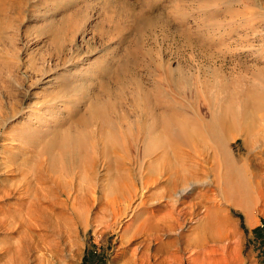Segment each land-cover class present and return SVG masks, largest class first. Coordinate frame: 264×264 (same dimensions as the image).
I'll return each mask as SVG.
<instances>
[{
  "label": "rangeland",
  "instance_id": "1",
  "mask_svg": "<svg viewBox=\"0 0 264 264\" xmlns=\"http://www.w3.org/2000/svg\"><path fill=\"white\" fill-rule=\"evenodd\" d=\"M8 72L15 84L8 81ZM9 93L18 112L12 118L9 109L1 114L0 195L9 194L1 195L0 217L21 203L17 198H26L18 188L31 179L29 171L24 174L33 162L51 163L41 172L55 180L49 181L48 200L42 204L47 205L45 221L51 223L38 222L30 229L41 244L23 261L15 248L18 225L12 229L0 220L5 225L0 224V264H264L258 227L264 222V0H0V100L5 105L13 102ZM71 95L79 97L76 113L101 124L100 131L97 125L92 128L95 176L85 170L93 153L88 137L83 158L72 151L40 153L50 135L66 127L61 117L68 116V103L60 99ZM24 110L51 127L35 122L34 132L22 134L19 113ZM222 119L230 128L227 138L221 136ZM155 121L193 129L206 142L199 141V150L211 154L212 145L235 158L222 162L209 157L194 173L191 182L197 184L174 210L200 200L197 214H183L172 229L165 219L175 211L165 206L164 189L175 169L170 170V157L159 162L165 173L156 174L155 183L154 175L152 182L137 178L143 149L174 144L155 134ZM45 129L48 137L40 138ZM153 159L142 162L144 174ZM130 183L128 193L125 185ZM121 193L123 203L120 199L114 209L110 202ZM231 196L241 199V205H232ZM206 212L225 215L234 235L223 240L232 250L208 251L203 260L198 253L190 255L195 249L189 250L187 241L200 230ZM146 220L158 227L131 237Z\"/></svg>",
  "mask_w": 264,
  "mask_h": 264
},
{
  "label": "bare ground",
  "instance_id": "2",
  "mask_svg": "<svg viewBox=\"0 0 264 264\" xmlns=\"http://www.w3.org/2000/svg\"><path fill=\"white\" fill-rule=\"evenodd\" d=\"M209 3V2H208ZM207 4V3H206ZM210 4V3H209ZM207 7V6H206ZM209 12V11H208ZM235 17V16H234ZM248 19H251L249 17H247ZM245 21V20H244ZM240 22V21H239ZM247 21H245L246 23ZM249 23H252V21H250ZM253 25V24H252ZM251 25V26H252ZM256 25V24H255ZM238 26V25H236ZM248 26V25H247ZM244 27V26H243ZM249 27V26H248ZM253 27V26H252ZM251 27V28H252ZM228 28V27H227ZM240 28V27H239ZM254 28L256 29V27L254 26ZM223 29V28H222ZM247 29V27L245 28ZM240 30V29H239ZM251 32H252V29H251ZM250 33V32H248ZM245 32V36H247L246 34H248ZM251 34V37L255 34L254 32L250 33ZM12 70V69H11ZM15 73V76H16V72ZM11 72H8V75H7V78H8V81H10L12 84H15V78L14 77V74H13V77L10 75ZM7 81V82H8ZM52 81V80H51ZM3 84V83H2ZM9 84V83H8ZM64 84V83H63ZM5 86H2L3 89H5L6 87V84L4 83ZM61 89L64 91H66V86L64 84L61 85ZM14 87V86H13ZM12 88V87H11ZM76 90V89H75ZM78 92V91H77ZM66 93V92H65ZM75 93V92H74ZM12 93H9L8 96L9 98L13 101V102H9L8 105H5L4 103L1 102L0 100V120L2 119L3 116H1L2 113L5 112L6 114V109H9L8 110V113L10 112V116L12 118L13 114H15V111L18 112V110H16V101L14 99V97L12 98L11 96ZM53 93H49L48 94V97H52L53 95H51ZM47 95V94H46ZM58 96V95H57ZM8 98V97H7ZM61 98V96L59 97ZM79 98V97H78ZM78 98H75L74 96H70V97H64L60 100L62 101H65V104L68 103V107L65 105L64 107L68 108V111H67V114L68 116H62L61 117V122L64 124L65 122L67 123L66 127L65 124L63 125L64 128L61 127L60 125V129L59 131L57 132H54L50 135V137L48 138L47 141H45L42 145H41V148H40V153L41 154H44V152H47L48 154L53 150V151H57L59 153H65L66 151H72L73 153H75V155L78 157V158H83V154L85 152H83L84 150V147H83V142L84 140L88 138L91 139V142L89 143L93 149V153H92V158L90 160V162L88 163V168H85V170L91 174V176H95L96 173H97V168H96V157H95V152H96V147H95V137L93 136V132L94 130L92 129L93 127H95L97 125V128L98 130H102L101 128V124L99 122L96 121L93 122V119L94 118H86L85 114L84 113H76V104L78 101ZM51 99V98H50ZM55 100L56 97H54ZM53 100V99H52ZM54 100V101H55ZM51 101V100H50ZM61 102V101H59ZM51 103V102H50ZM57 103V102H56ZM64 103V102H63ZM46 104V103H45ZM54 104V103H53ZM61 104V103H60ZM55 105V104H54ZM53 106V105H52ZM62 106V105H61ZM47 107V106H46ZM31 108V107H30ZM53 108V107H52ZM60 108V107H58ZM6 110V111H3V110ZM49 109V108H48ZM22 110V109H21ZM58 110V109H57ZM67 110V109H66ZM3 111V112H2ZM37 111V110H36ZM52 111V110H51ZM50 111V112H51ZM54 112V111H53ZM8 113H7V116H8ZM25 113V114H24ZM45 113V112H44ZM24 114V116H23ZM19 115L21 117H23V122H21V124H23V127H22V134H31L32 132H34V130L31 126L32 123H42V125H45L44 128H48V126H50L51 124L47 122V124L43 123L44 120L41 121L40 118H37L34 114V112L32 110H24L22 111L21 113H19ZM6 116V115H5ZM17 116V115H16ZM60 117V115H59ZM9 118V117H8ZM10 118V119H11ZM54 119V118H53ZM52 120V119H51ZM2 121V120H1ZM9 121V120H8ZM58 121V120H57ZM56 120H52V123L55 124L57 123ZM45 122V121H44ZM60 122V121H59ZM226 121L224 119H222L220 121V125H221V129H222V133H221V136L222 138H227L229 135H230V128L227 127L226 125ZM6 124V123H5ZM52 124V125H53ZM60 124V123H59ZM58 124V125H59ZM178 124V123H177ZM22 126V125H21ZM20 126V127H21ZM179 126L178 128H175L176 127V123H159V122H153V129H154V132L155 134L158 136V137H165V138H168L169 141L173 142L174 144L173 145H169V146H166L163 142L162 143H157V145H153L147 149H143L141 152H140V158L137 159V162L139 164L138 166V174H137V178H139V180H146L148 179L149 181L152 179V175H154V183L157 179L156 177V174L159 176L163 173H165V170L162 171L160 169V165H159V162L162 161L163 159L166 158V155L169 156L170 158H172L174 161H170V158H167V162H168V165L170 166V170L171 167H175L174 170L171 171L168 179L164 182V189H165V200H166V204L165 206H168L170 207L171 209H175V207L179 204H183L185 198L190 194L193 186L195 185L196 182H191L193 180V176L195 175L194 173H196L198 170L200 169H203V165H205L207 163V161L209 160V157H212L210 159H215L216 157L218 159H220L222 162H225L227 160H229L231 158V160L234 161V156L232 154H230L229 152H226V151H217L216 148L212 145H209L208 149L212 150V153L211 154H208L205 152H203V149L202 150H199L201 147H198L197 148V144L201 145V144H206V142H203L204 140H199V135L197 137L196 136V131H194L193 129H190L186 126H183V125H177ZM4 127V126H3ZM12 127V126H11ZM36 127V126H35ZM33 127V128H35ZM51 127V126H50ZM53 127V126H52ZM56 127V126H55ZM15 128V127H14ZM8 129V128H7ZM17 129V128H16ZM51 129V128H50ZM54 129V128H53ZM62 129V130H61ZM84 129V130H83ZM86 129V130H85ZM6 130V129H5ZM46 130L45 129V132L42 133L41 135L38 134V137L40 135V138H42L45 134H46ZM57 130V129H56ZM203 131V130H202ZM206 133V136L208 134V130H205ZM18 134V133H17ZM205 135V134H204ZM47 134L45 135V138H46ZM154 136V135H153ZM36 137V136H35ZM48 137V136H47ZM200 137L201 134H200ZM19 138V137H18ZM11 139V138H10ZM16 139V137H15ZM167 140V139H166ZM38 141V140H37ZM161 141V139H160ZM163 141V139H162ZM196 141V143H195ZM198 141V142H197ZM203 142L200 144V142ZM158 142H159V139H158ZM170 142V143H171ZM83 144V145H82ZM17 146V145H16ZM130 146V145H129ZM153 147V148H152ZM19 149V148H18ZM86 149V148H85ZM100 150V149H99ZM18 151V150H17ZM39 151V149H37V152ZM209 151V150H208ZM80 153H81V156H80ZM12 154V153H11ZM86 154V153H85ZM74 155V154H73ZM173 155V156H172ZM126 156V155H125ZM172 156V157H171ZM230 157V158H229ZM133 158V157H132ZM145 158H154L153 160H151L152 162H150V166H148L149 168L147 169L148 170V176L147 174H144V171L142 169V166H143V163L145 162L144 159ZM81 160V159H80ZM106 162L108 163V159L105 158ZM144 161V162H143ZM146 161H149L146 160ZM105 162V161H104ZM143 162V163H142ZM171 162V164H170ZM46 163V165H45ZM161 163V162H160ZM165 163V162H164ZM173 163V164H172ZM158 166H157V165ZM11 165V164H10ZM34 167H29L28 170H27V174L25 172L24 176L28 175V171H29V174H30V180L27 179H22L24 178V176L21 178L22 180H25L24 183L23 181L20 183V187L18 188V190H22L23 194L26 196V198L24 199V196L20 195L21 198H17L21 203L20 204H16V208H9L7 212H5L3 215H1L0 217V220H1V223L5 224H9L12 229L14 226V224L18 225V228L19 230L16 229L17 231V234L19 233L18 235V239L16 240V249H18L19 253L22 254V257L21 258V261H23V258L26 257V254L28 255V252L29 251H32V249L38 247V244L40 243L41 240H39V243H37L35 240V238L33 239V236L32 234L34 233H31L30 229H33L35 228V226H37L38 222L40 224V222H44L45 220H48V219H45L46 217V211H45V207H47V205H42L46 202L47 197H48V192L50 191L51 187H49V181L53 180L52 179V176L46 171L48 170L49 166L51 165V163H47L45 161H42L39 162V163H36V162H33L32 164ZM123 165V164H121ZM156 165V166H155ZM12 166V165H11ZM102 166V165H101ZM155 167L154 169L152 167ZM164 166V165H163ZM167 166V165H166ZM162 167V165H161ZM8 168V167H7ZM45 168L46 170L44 171V173H47V175H45L44 173L41 172V170ZM147 168V167H146ZM153 171H152V169ZM164 169V167H163ZM168 169V168H167ZM207 169V168H206ZM7 170V169H6ZM121 170V169H120ZM151 170V171H150ZM208 170V169H207ZM15 171V170H14ZM20 171V170H19ZM26 171V170H25ZM80 171V170H79ZM100 171V170H99ZM206 171V170H205ZM10 172V171H9ZM75 172V171H74ZM81 172H84V170H81ZM203 172V170H202ZM19 173V172H18ZM40 173V174H38ZM64 173V172H63ZM199 173V172H198ZM64 175V174H63ZM100 175V174H99ZM200 175V174H199ZM46 176V177H45ZM75 176V175H74ZM82 176V175H81ZM10 177V176H9ZM27 177V176H26ZM55 177V176H54ZM63 177V176H62ZM101 177V176H100ZM166 177V178H167ZM198 177V176H197ZM196 177V178H197ZM146 178V179H145ZM151 178V179H150ZM195 178V176H194ZM199 178V177H198ZM13 179V178H11ZM20 179V180H21ZM34 181H33V180ZM66 179V178H64ZM96 179V178H95ZM19 180V179H17ZM55 180V179H54ZM53 180V181H54ZM58 180V179H57ZM76 180V179H75ZM94 180V179H93ZM92 180V181H93ZM153 180V179H152ZM151 180V182H152ZM201 180V179H200ZM12 181V180H11ZM33 181V182H32ZM59 181V180H58ZM57 181V183H58ZM62 181V180H61ZM81 181V180H79ZM14 182V180H13ZM19 182V181H18ZM17 182V183H18ZM71 182V181H70ZM143 182V181H142ZM145 182V181H144ZM16 183V184H17ZM23 183V184H22ZM32 183H33V186H32ZM72 183V182H71ZM12 184V183H11ZM53 184V183H51ZM81 184V183H80ZM197 184V183H196ZM58 185V184H57ZM60 185V184H59ZM58 185V186H59ZM64 185V184H63ZM62 185V186H63ZM200 185V184H199ZM197 185V186H199ZM261 185V184H260ZM16 186V185H15ZM52 186V185H51ZM56 186V185H55ZM96 186V185H95ZM205 186V185H204ZM4 187V186H3ZM6 187V186H5ZM78 187V186H77ZM81 187V186H80ZM93 187V186H92ZM104 187V186H103ZM131 183L130 184H126L125 185V189L128 193H130L131 191ZM195 187V186H194ZM245 188V187H244ZM13 189H16V188H13ZM61 189V188H60ZM59 189V190H60ZM91 189V188H90ZM99 189V187H98ZM97 189V190H98ZM101 189V188H100ZM207 189V187H206ZM4 190V189H3ZM12 190V189H11ZM81 190V189H79ZM89 190V189H88ZM93 190V189H92ZM136 190V189H134ZM236 190V189H235ZM263 190V189H262ZM9 191V190H8ZM7 190H5V193H7V195L9 194ZM85 191H87L85 189ZM125 191V192H126ZM193 191V190H192ZM205 191V190H204ZM211 191V190H210ZM33 192V193H32ZM92 192H95V189L94 191ZM91 192V193H92ZM119 192V191H118ZM117 192V193H118ZM122 192V191H121ZM230 192V191H229ZM4 193V192H3ZM2 193V194H3ZM4 193V194H5ZM12 193V192H11ZM14 193V192H13ZM53 193V192H52ZM1 194V195H2ZM3 194V195H4ZM18 194V193H17ZM69 194V193H68ZM94 194V193H93ZM236 194V193H235ZM259 194V193H257ZM1 195H0V198H1ZM2 195V197H3ZM13 195V194H12ZM53 195V194H52ZM134 195V194H133ZM216 195V194H215ZM238 195V194H237ZM250 195V194H249ZM5 196V195H4ZM11 196V195H10ZM50 196V195H49ZM58 196V195H57ZM78 196V195H77ZM94 196V195H93ZM92 196V197H93ZM126 196V194H125ZM132 196V195H131ZM141 196V195H140ZM163 196V195H162ZM201 195H199L200 197ZM243 196V195H242ZM241 196V197H242ZM248 196V194H247ZM260 196V195H259ZM264 196V195H263ZM14 197V196H13ZM16 197V196H15ZM71 197V195H70ZM81 197V195H80ZM123 197L122 193L121 194H118L117 197H115L116 199H112L110 204L111 207L114 208V206H118V209H119V205L120 204V199ZM135 197V196H134ZM190 197V196H189ZM204 197V196H203ZM245 197V196H244ZM225 198V196L223 197ZM240 198V197H239ZM262 198V197H261ZM2 199V198H1ZM53 199V198H52ZM51 199V200H52ZM67 199V198H66ZM83 199V198H82ZM189 199V198H188ZM227 199V198H226ZM77 200V199H76ZM109 200V199H108ZM215 200V199H214ZM229 202H231L232 205H241L242 201L241 199H238V197L236 196H231V198H228ZM256 200V199H255ZM81 201V200H80ZM200 200H198V202H194V203H189L187 204L188 206L186 208H183L182 210H174L175 212H171L174 214L175 213V216L171 213V215L173 216H170L172 217L171 219H165V221L169 224L168 228L169 229H172L171 225H173L172 223H174L176 220H179L180 217H182L183 214H192L193 216H195L197 213L195 211V208L197 207V204L199 203ZM16 202V201H15ZM99 202V201H98ZM105 202V201H104ZM121 202H122V199H121ZM190 202V201H189ZM258 202V201H257ZM59 203V202H57ZM71 203V202H70ZM74 203V202H73ZM78 203V202H77ZM123 203V202H122ZM202 203V202H201ZM261 203V202H260ZM106 204V203H104ZM14 205V204H13ZM74 205V204H73ZM82 205V204H81ZM102 205V204H101ZM108 205V204H107ZM186 205V204H185ZM204 205V204H202ZM51 206V205H50ZM55 206V205H54ZM53 206V207H54ZM57 206V205H56ZM139 206V205H138ZM2 207V206H0ZM10 207V206H8ZM13 207V206H12ZM15 207V206H14ZM62 207V206H61ZM74 207V206H73ZM76 207V206H75ZM179 207V206H178ZM177 207V208H178ZM185 207V206H183ZM210 207V206H209ZM104 208V206H103ZM206 208V207H205ZM208 208V207H207ZM67 209V208H66ZM74 209V208H73ZM79 209V208H77ZM111 209V208H110ZM115 209V208H114ZM117 209V207H116ZM11 210V211H10ZM88 210V209H87ZM197 210V209H196ZM50 211V210H49ZM69 212V211H68ZM80 212V211H79ZM87 213V212H86ZM99 213V212H98ZM116 213V211H115ZM201 213V212H200ZM222 213V212H221ZM106 214V213H105ZM120 214V213H119ZM205 215L203 216V218H201V222H202V225L200 226V230H196V232H193L190 236V238H188V241H187V246L189 247V250H192V249H195L193 252H191L190 255L194 254L195 255L198 253L199 255L203 257H206V260H207V253L208 251L210 252L211 251V254L214 253L213 251L217 249H223L224 247V251L227 250L226 248H230V243H226L225 244V241L223 240H227L229 239L230 237H232L234 234H233V228L231 227V223L230 221L226 218L225 215H219V216H215V217H212L211 216V212H206L204 213ZM170 215V214H169ZM52 216V215H51ZM102 216V215H101ZM48 217V216H47ZM46 217V218H47ZM65 217V216H64ZM17 221H14L16 220ZM98 218V217H97ZM60 219V218H59ZM86 221V219H84ZM101 220V218H100ZM109 220V219H108ZM164 220V219H163ZM162 220V221H163ZM53 221V220H52ZM103 221V220H102ZM163 221V223L165 222ZM49 223L48 221H45V223ZM105 222V221H104ZM178 222V221H177ZM0 223V224H1ZM51 223V222H50ZM63 223V222H62ZM1 224V226L3 225ZM64 224V223H63ZM42 225V224H41ZM165 225V224H164ZM162 225V226H164ZM5 226V225H4ZM2 226V228L4 227ZM47 225L44 224V227H46ZM65 226V225H64ZM155 227L157 228L158 225H154L153 223H150L146 220V222L144 223V225H142V227L138 228L136 231L133 232V234L131 235V237L135 236L136 234H139V233H143V234H149V231L150 229H153L152 227ZM161 226V225H160ZM10 227V228H11ZM21 230H20V228ZM165 227V226H164ZM1 228V227H0ZM38 228V227H37ZM47 228V227H46ZM61 228V227H60ZM72 228H73V225H72ZM40 229V228H39ZM52 229V227H51ZM63 229V228H62ZM8 230V229H7ZM105 230V229H104ZM45 231L47 230H44V233ZM1 232V231H0ZM54 232V231H53ZM158 232V230H157ZM43 233V232H41ZM5 234V233H4ZM50 234V233H49ZM56 234V233H55ZM59 234V233H58ZM153 234V233H152ZM157 234V233H156ZM13 235V234H12ZM42 237L40 235H38L39 237H41L40 239H42V243H43V246H45L46 244L44 243L46 241V239L44 240V237L45 235L41 234ZM46 235L47 232H46ZM60 235V234H59ZM37 236V235H36ZM57 236V235H56ZM66 236V235H65ZM55 237V236H54ZM68 237V236H67ZM14 238V237H13ZM17 238V237H16ZM38 238V237H37ZM46 238V237H45ZM52 238V237H51ZM61 238V237H60ZM56 239V238H55ZM209 239H211V242L209 244L213 245V246H209L208 242H209ZM5 240V239H4ZM37 240V239H36ZM58 240V239H57ZM9 241V240H8ZM38 241V240H37ZM69 241V239H68ZM212 241L214 242V244L212 243ZM229 241V240H228ZM15 242V241H14ZM47 242V241H46ZM49 242V241H48ZM60 242V241H59ZM58 242V243H59ZM63 243V242H62ZM65 243V242H64ZM63 243V244H64ZM11 244V243H10ZM14 244V243H13ZM41 244V243H40ZM48 244V243H47ZM54 244V243H53ZM166 244V243H165ZM225 244V245H224ZM186 246V247H187ZM59 247V246H58ZM162 247V246H161ZM210 247V248H209ZM39 248V247H38ZM46 248V246H45ZM233 248V247H232ZM42 249V248H41ZM49 249V248H48ZM231 249V248H230ZM229 249V250H230ZM234 249V248H233ZM4 250V249H3ZM8 250V249H7ZM188 250V251H189ZM222 250V251H223ZM232 250V249H231ZM60 251V250H59ZM62 251V250H61ZM6 252V251H4ZM12 252V251H10ZM16 254L18 253L17 251H15ZM52 252V251H51ZM55 252V251H54ZM172 252V251H171ZM218 252V251H217ZM216 252V253H217ZM227 252V251H226ZM232 252V251H231ZM13 253V252H12ZM11 253V254H12ZM215 253V254H216ZM14 254V253H13ZM63 254V253H62ZM210 254V256H211ZM229 254V253H228ZM9 255V254H8ZM15 255V254H14ZM19 255V254H18ZM214 255V254H212ZM13 256V255H12ZM20 256V255H19ZM19 256H17L19 258ZM44 256V255H43ZM54 256V255H52ZM51 256V257H52ZM33 257V256H32ZM199 257V256H198ZM197 257V258H198ZM19 258V259H20ZM27 258V257H26ZM31 258V257H30ZM38 258V257H37ZM55 258V257H54ZM170 258V257H169ZM13 259V257H12ZM25 259V258H24ZM33 259V258H32ZM49 259V258H48ZM215 259V258H214ZM30 260V259H29ZM194 260V258H193ZM196 260V258H195ZM202 260V259H200ZM199 260V261H200ZM204 260V258H203ZM202 260V262H203ZM50 261V260H49ZM197 261V260H196ZM198 261V262H199ZM209 261V260H208ZM207 261V262H208ZM24 262H26V260H24ZM37 262V261H36ZM206 262V261H205ZM20 264V261L18 262ZM23 264V262H21ZM41 263V262H40ZM25 264V263H24ZM46 264V263H45ZM198 264V263H197ZM207 264V263H206ZM211 264V262L209 263Z\"/></svg>",
  "mask_w": 264,
  "mask_h": 264
},
{
  "label": "built area",
  "instance_id": "3",
  "mask_svg": "<svg viewBox=\"0 0 264 264\" xmlns=\"http://www.w3.org/2000/svg\"><path fill=\"white\" fill-rule=\"evenodd\" d=\"M258 227L260 229V240L263 244L262 247H264V222H260L258 223Z\"/></svg>",
  "mask_w": 264,
  "mask_h": 264
}]
</instances>
